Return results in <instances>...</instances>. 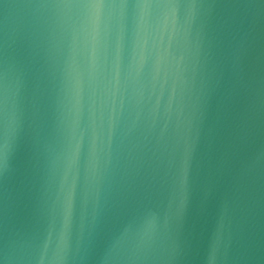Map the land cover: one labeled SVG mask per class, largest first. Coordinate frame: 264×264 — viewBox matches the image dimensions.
I'll return each mask as SVG.
<instances>
[{
    "label": "water",
    "instance_id": "95a60500",
    "mask_svg": "<svg viewBox=\"0 0 264 264\" xmlns=\"http://www.w3.org/2000/svg\"><path fill=\"white\" fill-rule=\"evenodd\" d=\"M0 264H264V0H0Z\"/></svg>",
    "mask_w": 264,
    "mask_h": 264
}]
</instances>
